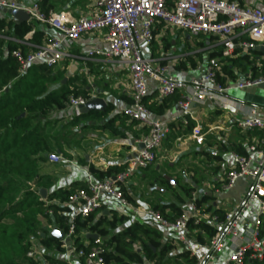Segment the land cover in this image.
Here are the masks:
<instances>
[{
    "label": "built area",
    "instance_id": "1",
    "mask_svg": "<svg viewBox=\"0 0 264 264\" xmlns=\"http://www.w3.org/2000/svg\"><path fill=\"white\" fill-rule=\"evenodd\" d=\"M43 1L34 0L30 5H25L17 0H0V9L24 10L31 21L46 24L63 34V39L53 38L40 45L11 36H1L31 48L29 51L15 49L11 53L17 61L18 76H24L33 66L46 65L53 68L64 59L73 58L74 54L63 48L64 39L76 41L86 34H102L107 46L90 48L82 58L116 60L127 66L131 80V103L124 113L144 129L138 140L143 148L125 169L105 180L97 179L89 171L85 178L86 188L76 190L64 204L70 208L69 229L67 232L62 231L65 238L71 239V245L68 247L64 238L63 246L82 258L85 264H108L105 256L107 248L100 237L95 240L96 244L84 242L86 247L76 249L73 245V238L76 237L75 221L97 213L106 198L117 202L122 209H140L135 208L127 199L124 188H128L139 170L157 160L160 148L172 132L169 123L154 115L146 104L150 93L148 80L157 83L161 98L176 94L180 96L177 106L186 125L193 118L194 104L204 106L210 101L229 102L224 96L229 90L264 83V74L237 84L222 85L217 80L219 60L234 57L238 47L251 50L264 46V11L259 7L242 5L238 0H94L91 14L67 19L64 12H46L42 7ZM158 24L185 31L196 38L215 37L216 45L222 51L221 58L206 59L202 72L190 79L171 74L168 65L145 56L141 50L142 44H151L154 41V31ZM89 100L83 96L71 97L69 105L76 115H80L81 106ZM232 102L244 115L238 122V127L242 130L257 129L262 134L258 142L249 147L250 153L256 154L257 159L254 161L250 155L233 153L232 166L225 172L219 184L212 185V190L217 194L228 192L235 188L240 179H249L246 200L231 213H227L223 221H219L216 216L209 218L210 224L217 231L200 254L193 251L194 241L189 237L188 228V220L191 217L198 218L201 213L195 201L190 213L173 220L163 217L151 207L141 210L156 223L176 234L184 248L195 255L194 264H215L216 254L222 250L226 237L233 239L235 249L223 264H246L247 259L264 264V119L259 116L257 107ZM190 137L197 144L204 142V134L199 125L193 127ZM183 138L180 135L177 141H183ZM62 159L58 153L49 155V160L55 163ZM250 201L257 202L258 209L252 223L242 230L240 227L244 224ZM40 254L38 249L28 252L31 258ZM39 264L71 262L43 259Z\"/></svg>",
    "mask_w": 264,
    "mask_h": 264
},
{
    "label": "crops",
    "instance_id": "2",
    "mask_svg": "<svg viewBox=\"0 0 264 264\" xmlns=\"http://www.w3.org/2000/svg\"><path fill=\"white\" fill-rule=\"evenodd\" d=\"M17 1L21 4L30 5L34 0ZM238 1L242 5L259 7L264 11V0ZM47 5L51 6V11L57 13H66L67 19H77L91 14L94 8V0H49ZM0 16L8 17L10 15L3 13L2 9H0ZM29 22H31V20ZM37 29L45 34L43 43L53 38L63 39V34L61 32L46 24L38 23ZM155 31L156 34L154 41L151 44L144 43L141 45L142 53L145 56L168 65L169 72L171 74L177 75L184 79H190L202 72L203 69L201 68H198L197 70H191L188 66V69L185 70L179 67L182 61L189 63V58L195 53L194 50L192 51V42L190 41L192 36L182 30L167 28L163 24H158V26L155 28ZM207 39L206 46H200L199 51L208 50L207 52L209 54L211 51H216L219 49L215 40L211 41L209 38ZM199 40H201V38H197L196 41L198 42ZM28 43L36 45L30 41H28ZM106 46L107 45L102 34H86L76 41L64 39L63 48L72 52L74 57L64 59L59 62L57 66L52 68L54 74H57V76H59V74L63 76L61 85L68 84L72 89H85L90 92L91 98L95 96L102 97L107 102L106 109L108 107L111 109L105 116L101 118H97L93 113H102L105 112L106 109L102 112H90V114H88L86 117H81L78 119L82 121L83 124L80 126V123L79 128L75 127L74 133H76V135L79 134L81 137H85V141H88L89 145V147L83 153V157L81 159L82 161L78 158L80 154L79 151L71 152L72 156H74L75 162L71 160L69 164H63L62 162L55 163L50 161L49 158L47 159V161L54 165V169L52 171L47 170L43 172L42 175L48 177L47 179H49V183H47V187H49L50 191L61 187H68L76 181H85L90 165H94L103 169H106L112 165L124 164L127 166L130 160L134 158L141 149L138 140L143 135V133L140 131L143 128H141V126L136 122L133 123L134 121H131L124 113L125 109L131 103V80L127 66L123 63H119L116 60H84L82 58V56L86 55L90 48H105ZM241 49L244 53L251 51L249 49ZM259 52L260 56L256 57L255 64H258V61L260 60L259 58L264 59V52ZM250 73L251 72L247 73L246 75H240L236 82L229 81V83L237 84L241 81L247 80ZM148 86L150 89L148 96L149 99L151 101H157L161 99L157 90V83L153 80H148ZM224 96L229 100V102L210 101L204 106L197 104L193 105V118L191 121L194 123V126L199 125L202 129V133L204 134V142L201 144H197L190 137L193 128L187 134L183 133L187 131L188 124H184V119L177 104L167 110L165 114L157 115V117L166 120L169 125H173L171 134L159 150L158 158H162L166 156V154L169 155L168 151H172V147L178 145H183L185 148L187 147L189 149V151H186L185 153L195 152L198 155H201L199 152L205 150L207 152L219 154L222 157L220 162H210V164L213 163L209 165V169L212 170V173H210L209 178L205 182L207 183L205 188H202L200 191H198L200 185L194 183L195 181H190V184H194L195 191L192 194V201L187 202V206L189 205V207L188 211H184L185 213H190L193 206L192 203L196 199L202 198L203 195L207 194V192L215 195V197L208 196L210 198L209 201L203 203L202 207L205 208L212 206L214 208H221L227 213H231L236 206L243 203L247 198V192L250 183L249 179H240L234 189L218 194L212 190V185L219 184L225 172L232 166L233 153H237L233 150V145H243L246 148L247 153H249L248 155H250L254 161L257 159L256 154L250 153L249 147L252 144L258 142L260 138L258 133L261 132L257 129L242 130L238 127L237 124L241 119H243L244 115L242 112L236 109L235 104L232 101L257 107L259 110V116L264 119V93H251L247 92L246 88H234L226 92ZM52 114L56 117L55 119L64 120V123H69L68 119L72 118V116V119L81 116V114L76 115L74 109L70 107L69 104L66 106V108L62 110H56ZM122 117L124 118L122 119ZM50 119L53 120L54 118L50 116ZM108 124L111 126L109 125L106 127ZM179 126H181L182 132L180 134L176 131V127ZM84 131L87 133L83 134ZM53 133L55 135H59L58 132L55 133L53 131ZM180 135L184 137L183 141H177V137ZM193 148L198 149L194 150ZM77 152L78 154L75 156ZM52 153H58L61 155V153L57 151H53ZM201 156L204 157L203 155ZM43 163H41V165L44 167ZM147 170V167L141 169L133 177L128 186L129 192L131 194H133L134 186L136 184L134 178L138 175L144 176ZM163 177L165 178V176ZM203 177L204 176H200L199 180H203ZM175 183L178 185L176 180ZM114 202V200L106 198L101 209L94 214L96 217L95 219L98 220L101 215H105L108 218H113V216H115ZM135 208L140 209L136 211H133L132 209H123V211L125 210V214L128 216L132 214L133 217L138 221H141V218H143L146 219L147 222L157 224L163 233L161 234L162 242L164 244L169 243L173 246L180 245L181 249H186L178 241L177 236L173 231L164 228L160 224L156 223L145 212L141 211L143 208H145V206L137 205ZM257 209V202L250 201L249 210L245 216L244 224L240 227L242 230L244 227L249 226L252 223L256 216ZM198 218L209 221L210 217L208 214L200 213ZM139 223L142 224V222ZM56 230L61 229L54 226L51 234H54ZM89 233L92 234V232H88V234ZM42 234L45 235V233ZM87 236L88 235L86 233L83 242L90 243V239L92 238H88ZM189 237L192 239V241H194V253L200 254L206 244H200L196 240L195 236L192 235L190 230ZM102 239L104 240L105 238ZM234 249L235 245L233 239L231 237H226L222 250L216 254L215 264H223L224 260L230 257ZM38 250L41 252L40 255L48 254L60 261L68 260L71 262V264H85L82 258L78 257L75 253L71 252V250L67 248L64 252L54 249L46 250L43 248V246H41Z\"/></svg>",
    "mask_w": 264,
    "mask_h": 264
},
{
    "label": "trees",
    "instance_id": "3",
    "mask_svg": "<svg viewBox=\"0 0 264 264\" xmlns=\"http://www.w3.org/2000/svg\"><path fill=\"white\" fill-rule=\"evenodd\" d=\"M48 1L49 0H44L42 3V7L46 12H49L51 9V6L47 5ZM8 17L0 16V227L7 216L14 215L16 212L24 213L26 211L22 208L21 204L16 205L12 209L3 208L2 201L8 197V189L10 188L5 182L7 178L6 168L13 162L12 159L6 160V153L12 156L20 155L26 161H35L36 163L38 162V164L43 163L49 158V155L55 151L59 142H61V137L53 133L51 124H53L54 120L49 118L50 114L56 110L66 108L71 97L83 96L84 98L91 99L89 91L79 88L72 89L68 84L61 85L60 88L52 92H47L49 84L53 83L58 76L53 73L52 68L46 65L33 66L24 76L19 77L17 72V61L11 53L15 49L29 51L31 48L24 44L6 40L1 36H11L40 45L44 41L45 34L37 29V24L39 22L31 21L21 24L15 23L10 16ZM28 34L30 35L26 38ZM155 34L156 31H154V37ZM207 40L206 37H201V40L197 43L199 46L204 47L206 46ZM209 40L214 41L216 39L215 37H209ZM221 56L222 51L219 48L216 51H211L207 57L202 55L199 57L202 61H205L206 58H221ZM257 56H260L259 51L251 49L250 52L244 53L241 47H238L234 57L219 60L220 70L217 74V80L222 85H227L229 81L236 82L240 75H246L249 72L251 73L248 79L258 78L260 75L264 74V59L259 58L258 64H255ZM193 59L194 57L191 56L189 61L192 65H195ZM179 67L187 70L188 63L182 61ZM32 74L36 77H40L43 82L38 85L37 80H33L32 83L26 84L23 88L22 84L24 80L28 81L29 75ZM36 93L38 97L35 96ZM179 98L180 96L178 94L164 97L157 101H151L149 97H147L146 104L154 115H163L167 110L177 104ZM110 109L111 108L108 107L105 112H94L93 114H95L97 118H101L105 116ZM23 113H25V116H23ZM88 114H81V116L75 117L74 120L86 117ZM123 118L124 117H122V119ZM109 125L110 124L106 127ZM63 126L62 129H64ZM193 126L194 123H192V121L189 122L187 131L183 133L187 134L191 131ZM140 131L144 133V129ZM176 131L179 134L182 133L181 126L176 127ZM258 134L261 138L262 134ZM17 146L18 149L15 150ZM233 150L241 155L247 156L249 154L246 148L241 144L233 145ZM199 153L209 162H220L222 160V157L216 153L207 152L205 150ZM125 167L126 166L122 164L112 165L103 169L90 165L89 171L97 179L105 180L125 169ZM27 168H30L31 171L34 170L32 165ZM26 176L30 177L31 174H26ZM159 180L162 185H167L169 190L174 189L170 182L162 175ZM194 183L197 182L195 181ZM42 188H46L48 191L44 199L42 195L39 194V197H41L39 205L42 216L46 218L47 222L53 227L56 226L64 232H67L69 229L68 213L70 208L64 204L69 196L76 190L86 188L85 181H76L68 187H61L53 191L49 190L47 184ZM181 188L189 197H192L195 191L194 184L186 183L181 185ZM124 192L127 199L132 204H136L135 198L133 194L129 192V189L124 188ZM177 197L182 199L178 195ZM209 199L208 196L203 195L202 198L195 200L196 205L201 209V213L208 214L209 217L216 216L219 221L225 220L227 212L224 209L214 208L212 206L202 207L203 203L209 201ZM151 208L159 212L163 217L172 220L185 214L183 208L175 202H157L151 205ZM123 220V216L116 217V215L113 216V218L101 215V217L96 220L94 214H90L85 219L78 218L75 221L76 237L73 238V245L77 250L86 247L83 242L84 236L86 233L92 232L97 233L100 238H105L103 244L107 248L105 256L108 264L195 263L196 257L190 250L182 249L175 254H171L174 246L162 242L161 232L143 224L135 223L127 226L122 231L110 233V229L117 228L118 224ZM36 223L37 222L29 218L27 223L24 221L17 224L18 231L16 233L21 237V247L23 249V255L20 257L10 256L9 259L4 258V253L1 252V249L4 250L8 245L6 240L2 241L4 240L2 239L3 231H0V264H39L43 259L48 261L57 260L48 254L38 255L36 258L28 256L29 251L37 248L39 249L41 246L46 250L54 249L61 252L66 250L62 240L54 234H51V232H47L45 228L41 229L44 230V232H36ZM188 228L200 244H207L217 231V228L211 225L209 221L193 217L188 220ZM42 233H45L44 237H42ZM137 241L141 243L142 248L136 250L134 245ZM90 244H96V241L90 239ZM246 264L262 263L256 261L251 262L247 259Z\"/></svg>",
    "mask_w": 264,
    "mask_h": 264
},
{
    "label": "rangeland",
    "instance_id": "4",
    "mask_svg": "<svg viewBox=\"0 0 264 264\" xmlns=\"http://www.w3.org/2000/svg\"><path fill=\"white\" fill-rule=\"evenodd\" d=\"M196 40V37H191L190 40L192 42V51H195L192 55V57H194L193 61L195 62V65H192L191 62L188 63L189 69L191 70H197L198 68L203 69L204 60L202 61L199 56L202 55L206 57L208 55V50L199 51L200 46ZM33 80H37L38 85L43 82L40 77H36L32 74L29 75L28 81L24 80L22 87L24 88L26 84L32 83ZM62 81L63 76L59 74L56 80L49 84L47 92H52L53 90L60 88ZM35 96L38 97V94L36 93ZM23 116H25V113H23ZM50 116L54 118V122L51 124L53 131L55 133L58 132V137H61V142H59L58 146L55 148V151L60 152L62 155L63 159L61 162L63 164H69L71 160L75 162L74 156H72L71 153L74 151L80 152L78 158L81 160L83 153L89 145L88 141H85V137H81L79 134L76 135V133H74V128H79V124L81 123V126L83 122L80 120L75 121L72 119V116V118L68 119L69 123H64V120L55 119L56 117L53 116L52 113ZM62 125H64V129H62ZM84 133L86 134L87 132L84 131L83 134ZM18 146L14 149L17 150ZM193 149L195 150L198 148ZM186 151H189V149L187 147L185 148L183 145L173 146L172 151H168L169 155L166 154V156L162 158H157V160L147 168L148 170L144 176L138 175L134 178L136 182L133 191V196L136 201L134 206L143 205L146 208L151 207V205H154L157 202H175L181 206L185 212L188 211L189 205L187 206V202H191L192 197L186 195L185 191L181 188V185L186 183L190 184V181L192 180L196 181V184L200 185L198 191L205 188L207 185L205 182L209 178L210 173H212V170L209 169V165L213 163L210 164L205 157H202L195 152L185 153ZM77 154L78 152L75 156H77ZM6 158V160L12 159L13 162L6 168L7 178L5 179V182L10 188L8 189V197L2 201L3 208L12 209L16 205L21 204L22 208L26 210L24 213L16 212L14 215L7 216L6 220L1 223L0 231H3L2 239H4L2 241L6 240L8 245L4 250L1 249V252L4 253L5 259H9L10 256L20 257L23 255L21 237L16 233L18 231L17 224L19 222L22 223L25 221L27 223L29 218L30 220H34L37 222L36 232H44V230H41L43 228H45L47 232H51L53 229V226L42 216L39 205V201L41 199V197H39V192L43 186H46V184L49 183V179H47L48 177L42 175L43 172L47 170L52 171L54 169V165L46 160L44 163L48 164L46 165L43 163V167L41 163L38 164V162L36 163L35 161L30 162V160L26 161L20 155L12 156L9 153H6ZM31 165L32 168H34L32 171L30 168H27ZM26 174H31V176L28 177ZM161 175L172 177L177 180L178 185H175L173 187L174 189L169 190L167 185H162L160 182L159 179ZM200 176H204L203 178L205 180H199ZM177 195L182 199L178 198ZM114 208V214L116 217L123 216L124 220L118 224L117 228L110 229V233L122 231L127 226L139 222H142L143 225L162 233L157 224L147 222L146 219L141 217V221H138L132 214H130V216L126 215L125 210L123 211L121 206L116 202H114ZM134 248L136 250L142 248L141 243L138 241L135 242ZM180 250H182L180 245H174V249L171 251V254H175Z\"/></svg>",
    "mask_w": 264,
    "mask_h": 264
},
{
    "label": "water",
    "instance_id": "5",
    "mask_svg": "<svg viewBox=\"0 0 264 264\" xmlns=\"http://www.w3.org/2000/svg\"><path fill=\"white\" fill-rule=\"evenodd\" d=\"M3 13L5 14H9L13 21L15 23H26V22H29L30 21V17L29 15L24 11V10H20V9H7V8H1ZM255 51H263L264 52V46H258L256 48H254ZM246 91L247 92H251V93H264V83H260L256 86H252V87H248L246 88ZM107 107V102L105 99H103L102 97H99V96H95L93 98H91L87 104L85 105H82L80 110H81V114H88L90 112H93V111H104ZM140 148H143V145L140 144ZM165 179L168 180L172 186H175L176 183H175V180L168 177V176H165ZM47 189L46 188H42L40 190V194L42 195L43 198H46L47 196ZM207 196H213L215 197V195H212L210 192H207L206 194ZM55 236H57L60 240H63L65 237H64V232L62 230H56V232L54 233ZM88 238H92L94 240H97L99 238V235L97 233H89L87 234ZM45 235L42 234V237H44ZM65 241H66V244L68 247H70L71 245V239L68 237V238H65Z\"/></svg>",
    "mask_w": 264,
    "mask_h": 264
}]
</instances>
